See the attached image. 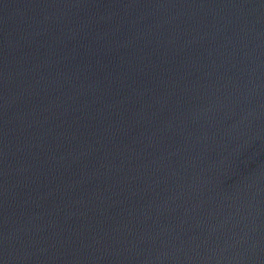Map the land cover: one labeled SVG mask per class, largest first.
Returning <instances> with one entry per match:
<instances>
[{"label":"water","instance_id":"water-1","mask_svg":"<svg viewBox=\"0 0 264 264\" xmlns=\"http://www.w3.org/2000/svg\"><path fill=\"white\" fill-rule=\"evenodd\" d=\"M0 264H264V0H0Z\"/></svg>","mask_w":264,"mask_h":264}]
</instances>
